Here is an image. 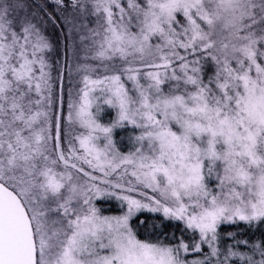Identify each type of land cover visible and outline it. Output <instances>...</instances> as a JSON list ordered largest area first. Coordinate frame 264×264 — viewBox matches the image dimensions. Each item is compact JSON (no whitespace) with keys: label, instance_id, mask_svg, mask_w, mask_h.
<instances>
[{"label":"snow or ice","instance_id":"obj_1","mask_svg":"<svg viewBox=\"0 0 264 264\" xmlns=\"http://www.w3.org/2000/svg\"><path fill=\"white\" fill-rule=\"evenodd\" d=\"M53 3L0 0V264H264V0Z\"/></svg>","mask_w":264,"mask_h":264},{"label":"trees","instance_id":"obj_2","mask_svg":"<svg viewBox=\"0 0 264 264\" xmlns=\"http://www.w3.org/2000/svg\"><path fill=\"white\" fill-rule=\"evenodd\" d=\"M49 3V5H50V7H49V9H52L53 7H55V4L53 3V2H48ZM49 31L51 32V30L49 29ZM52 33V32H51ZM61 33H59V32H57V31H55V35L56 36H59ZM52 36H53V40H54V35H53V33H52ZM77 43H78V41H77ZM66 49H65V46L63 45L62 47H60V46H58V49L56 50V51H54L53 52V55L55 56L56 54H57V52L59 53V59H60V62H61V64H63L64 63V61H65V56L62 54V52H64ZM66 52V51H65ZM64 52V53H65ZM114 114V113H113ZM129 131L130 130H120V129H117V131H116V138L118 139V140H121V138H123V140H122V142L124 143V144H127V136H128V134H129ZM122 150H127L126 148L125 149H122ZM101 203H104L105 204V206L106 207H109V208H111L113 211H115L116 210V207H117V205H116V202L113 204V205H111L110 206V204H109V202L108 201H101ZM243 227V226H242Z\"/></svg>","mask_w":264,"mask_h":264},{"label":"rangeland","instance_id":"obj_3","mask_svg":"<svg viewBox=\"0 0 264 264\" xmlns=\"http://www.w3.org/2000/svg\"><path fill=\"white\" fill-rule=\"evenodd\" d=\"M42 2H43V0H42ZM48 2H53V0H48ZM49 10H51V9H49ZM49 29L51 30V32L54 35V41L57 40V39L59 40V45L58 46L62 47L63 45H65V40H64L63 34H60L59 36H56L55 35V31L51 28V26H50ZM65 51H67V50H65ZM64 52H62V54L65 56ZM67 55H68V58H72V53L70 51L67 53ZM65 85L67 86V80L66 79H65ZM65 111H66V107H65ZM108 202H109L110 206L115 203L114 200L108 201Z\"/></svg>","mask_w":264,"mask_h":264}]
</instances>
